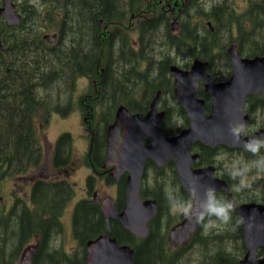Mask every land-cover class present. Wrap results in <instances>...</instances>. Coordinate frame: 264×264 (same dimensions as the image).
<instances>
[{
  "label": "flooded vegetation",
  "instance_id": "af4514ba",
  "mask_svg": "<svg viewBox=\"0 0 264 264\" xmlns=\"http://www.w3.org/2000/svg\"><path fill=\"white\" fill-rule=\"evenodd\" d=\"M3 1L0 0V10L3 9ZM25 1L10 0L16 14L20 16L19 22H10L6 18V13L0 11V84H5L6 88L17 75V70L18 74L22 77L28 76V79H30L32 71L33 75L38 76L42 69L41 41L51 48L60 39L57 31L53 34H57L58 39L52 44H48L47 41L43 40V34L40 36L41 28H37L38 25L40 26V13L39 16L29 13L30 17L37 16L38 20L25 22L26 15L23 8ZM33 1L38 5V11H40V5L43 1L51 2L50 0H29V2ZM123 1L124 3L127 1L131 3V6L126 8V12H124L125 19L129 20V22L121 26L119 31L130 33V47L136 54V26L138 21L135 11L132 10L135 7L136 0ZM53 3L55 4V1ZM116 9V14L122 17L123 11ZM148 9L149 26L153 28L156 25L158 27L156 29L157 34L163 35V51L157 55L158 58L155 62L159 63V65L163 64L164 67L166 65L170 73L166 78L168 93L166 96H162L161 91L158 90L148 102L138 103L142 93L138 92L137 61H133L131 65H128L131 72L128 83L131 97L130 105L134 107H139L140 105L141 110L132 112L127 105L121 102V98H117L118 102L116 103L114 116L120 106H125L131 114L144 116L149 110L151 101L159 93L157 111L164 112L160 135L162 137L176 136L189 127V119L185 106L175 96V77L171 73L170 68L176 67L182 71H189L194 62L197 61L204 65L210 83L212 85H220L230 81L233 76L234 61L232 57L234 52L238 54L241 60L264 58V0H151L148 2ZM59 17V14H57L56 18ZM44 23L48 24L46 21ZM174 26H176L175 30H173ZM49 32L50 30L44 31V33ZM168 33L173 36L171 47L168 45V40H164ZM174 39L177 44L174 43ZM118 48L121 49L120 46ZM68 69L71 71L69 78L75 82V85H77L78 81H83L88 86L87 93L78 98L80 99L78 106L82 112L84 132L82 136L88 139L87 148L80 157H75L73 155L74 140L72 139L71 156L69 158L59 157L56 159L53 151L55 141L51 145L49 161L44 158L42 162L26 172L19 170L0 173V216L7 220L8 226L4 222V228L8 236H10V230L17 229L18 237H20V223L24 213L26 211H34L37 208L36 205L31 203L34 186L38 182L65 185L68 188V192L62 201L64 204L61 205L60 212L53 218V229L51 230L53 236L49 235L47 239H61V237L64 239L65 235H68L75 243L74 255L71 254L72 250H69L68 254H63L68 256L67 260L69 261L72 260L71 258L76 260L81 257H83L84 261L85 244L84 247L80 246L77 239H96L103 236L106 231L102 208L93 199L95 194L98 195L99 199L103 198L97 187L115 186L117 199H113L115 200L116 212L120 213L125 201V180L128 172L123 171L118 180L111 176L115 172V166L105 163L106 141L100 148L95 142V151H93L94 142L92 137L95 127L91 121L94 119L93 116L100 115L101 117V103L105 102V100L101 102L103 95L99 92L97 80L90 79L88 75L75 76L72 65ZM115 77L123 86L126 76ZM102 80L103 77H100L99 82ZM208 84L209 82L204 80L198 81L195 93V99L203 103L205 116H209L212 112V94L207 92ZM53 95L55 93H51L49 96ZM62 95L65 100L70 101L62 104L54 113L57 116L68 117L75 112V107L71 103L75 99V92H64ZM20 96H23L22 106L25 103L23 101L25 97L33 96L28 101L29 105H34L33 111H29L28 122L36 130L38 136L42 125L40 110L42 94L29 91L11 93L0 91V98ZM167 116L169 126H176L174 129L176 133L172 135H164L162 133ZM241 117L245 118L244 126L242 128L239 125L236 126L235 133H241L242 139H250L257 136L258 140L253 138L252 141H248L241 147H231L225 144L212 146V144L207 145L197 140L192 144L189 156L183 159L182 164L186 171L199 172L197 176L199 182H201V172L210 168L215 182L213 183L215 188L212 191L215 197L222 201L231 202L232 200L236 205L231 202L232 208L229 211V219L226 223L216 214L204 213L197 220L196 228L189 242L176 249L169 246L168 233L167 235L165 234V229L181 222L190 213L197 192L191 188L189 192V182L186 179L181 180L179 178L174 160L171 159L162 166H158L150 158L145 160L140 182V200H154L156 202V213L147 223L148 235L152 228H157L156 237H158L160 243L165 241L169 249V251L164 252L170 256L176 253L178 255V264H240L247 251L243 241V228L238 208L246 205L264 207V87L262 91L250 92L245 95ZM49 118L48 121L50 120ZM100 125L102 123L98 119L97 128ZM103 125H105V121H103ZM259 132L260 134H258ZM239 142L243 141L239 140ZM142 143L146 145L148 140L144 139ZM56 162L59 165H56ZM79 176L81 191L76 190L78 185H75V178ZM118 183H122L124 186L121 204H118ZM25 191H29V193ZM78 192L80 196L82 195V198L75 200ZM166 192L187 202L190 205L189 212L185 214L179 211H171ZM89 200L97 206H93L96 213L93 216V220L95 218L96 223L103 221L104 232L96 234L97 230L91 231L90 235L84 237L76 227L75 216L78 207L82 203L88 202L91 204ZM65 219H67L68 224H66ZM237 220L240 221L239 224H237ZM113 223H118L124 231L130 233L124 229L119 220L110 219L109 236H112L111 225ZM198 229H202L203 237L223 234L225 230L220 231V229H227V231L229 229L230 231L229 235H226L227 239H193ZM130 234L140 243L148 237L147 235L145 238H139L132 233ZM163 234H165V237ZM199 237L202 238L201 235ZM51 243L53 246L52 241ZM117 243L119 245H127L118 241ZM219 243L224 245L225 251H217ZM47 245H49V242ZM47 245L43 246L44 252L47 249L52 250V247L50 245L47 247ZM127 246L133 251L134 264V249L130 245ZM53 247L59 248V245ZM177 250L180 251L177 252ZM256 257L259 260L264 258V247L257 249Z\"/></svg>",
  "mask_w": 264,
  "mask_h": 264
},
{
  "label": "trees",
  "instance_id": "16d2710c",
  "mask_svg": "<svg viewBox=\"0 0 264 264\" xmlns=\"http://www.w3.org/2000/svg\"><path fill=\"white\" fill-rule=\"evenodd\" d=\"M50 1H43L40 5V11H38V5L34 1L26 0L23 5L26 15L25 22L37 21V16L40 13V26L38 25L37 28H41V36L44 31L50 30V26L44 22L56 21L60 35L59 41L51 48L41 41L42 69L38 76L33 75L32 71V75L28 79V76L22 77L18 74L17 70V75L7 88L5 84H0V91L41 93L40 110L42 124H44L53 112H56L62 104L67 102L62 93L72 92L75 89V82L69 78V74H71L68 69L69 66H73L75 76L88 75L90 79L97 80L99 92L103 95L101 102L103 100L105 102L101 103V117L100 115L93 116L94 119L91 121L95 127L92 137L93 151H95V142L99 148L104 144L106 127L114 117L117 98H121V102L127 105L130 111L139 112L141 110L140 105L139 107L130 105L131 97L128 83L131 72L128 65H131L133 61H137L138 92L142 93L138 103L148 102L158 90L161 91L162 96L167 95L166 78L170 73L166 65L164 67L163 64L159 65L155 62L158 58L156 50L159 49L160 53L163 51V35L157 34L156 29L158 27L156 25L153 28L149 26L148 2L151 0H136L135 7L132 9L135 11L138 21L136 26V54L130 47L131 40L128 34L119 31L121 26L129 22L125 19L124 12H126V8L131 6L130 1L124 3L123 0H117V4L115 0ZM117 6L123 11L122 17L116 14ZM29 13H34L37 16L30 17ZM57 14H59V18H56ZM101 21L102 24H100ZM164 40H168V45L171 47L173 36L170 33ZM174 43L177 44L175 39ZM123 75L126 76V80L122 86L115 76ZM99 76L103 77L101 82H99ZM51 93H55V95L49 96ZM32 97H25L23 106V96L0 98V173L19 170L26 172L43 160V146L36 130L28 122L29 111H33L34 108L33 104H28ZM98 119L102 123L99 128H97ZM103 121H105V125H103ZM175 127V125L169 126L167 116L162 133L172 135L176 133ZM71 146L70 134H61L53 147L55 158H69ZM56 165L59 163L56 162ZM118 190V204H121V198L124 194L122 183H118ZM67 192L68 188L65 185L38 182L31 195V203L37 208L34 211L24 213L20 223V237H18L17 229L10 230V236H8L4 228V222L7 223V220L0 216V264H16L23 246L35 235L38 237V246L33 264H57L58 262V264H83V257L76 260L71 258V261L67 260V256L62 254L60 248L52 246V239H47L49 235L53 236L51 231L53 218L60 212L61 205L64 204L62 201ZM89 202L91 204L82 203L75 216L76 227L84 237L96 230V234L104 232L103 221L96 223L95 218L93 220V216L96 214L93 206H97L90 200ZM156 230L157 228H152L146 240L140 243L133 235L124 231L118 223L111 225V235L119 243L130 245L134 249V264H178L176 253L170 256L164 252L169 251V249L165 241L160 243L156 237ZM221 230H225L223 234L203 237L201 230L198 229L193 239H227L229 229L228 231L227 229ZM163 236L165 237V234ZM77 240L80 246L84 247L85 242L90 239ZM48 242L52 250L47 249L44 252L43 246L47 245ZM221 250L225 251L226 249L224 245L219 243L217 251ZM179 251L177 250V252Z\"/></svg>",
  "mask_w": 264,
  "mask_h": 264
},
{
  "label": "water",
  "instance_id": "95a60500",
  "mask_svg": "<svg viewBox=\"0 0 264 264\" xmlns=\"http://www.w3.org/2000/svg\"><path fill=\"white\" fill-rule=\"evenodd\" d=\"M0 11L6 13L10 22H19L20 16L16 14L10 0L3 1V9ZM175 29L176 26L173 27ZM43 39L51 44L55 42L56 35H44ZM232 59L233 76L230 81L220 85L210 83L204 65L197 61L189 71L170 68L175 77V96L185 106L189 119V127L177 136L160 135L164 112H157L159 93L144 116L131 114L123 106L117 109L115 120L106 131L105 163L115 166V172L111 176L116 180L123 171L128 172L125 180V201L122 211L117 213L116 205L110 197L99 199L98 195L93 196L104 213L106 231L103 236L86 243L84 264H133L132 250L118 245L115 238L109 236V220H119L124 229L139 238L147 236V223L156 213V202L141 201L139 196L143 166L148 158L158 166L174 160L179 178L189 182V192L190 188L197 192L190 213L170 229L167 237L172 248L189 242L198 218L206 211L207 196L215 188L210 168L201 172V182L197 180L199 172L184 170L183 159L189 156L192 144L200 140L212 146L225 144L241 147L253 138L258 140L257 136L242 139L241 133H235V128L238 125L242 128L245 123V118L241 117L245 95L263 90L264 58L241 60L234 52ZM200 80L209 82L207 92L212 94V112L209 116L203 113V103L195 99L197 82ZM144 139L148 140V144L143 145ZM231 202L236 205L234 201ZM238 210L247 248L240 264H264V258L258 260L256 257L257 249L264 247V207L246 205L240 206ZM35 250L34 245L26 246L18 264H32Z\"/></svg>",
  "mask_w": 264,
  "mask_h": 264
},
{
  "label": "rangeland",
  "instance_id": "374dc122",
  "mask_svg": "<svg viewBox=\"0 0 264 264\" xmlns=\"http://www.w3.org/2000/svg\"><path fill=\"white\" fill-rule=\"evenodd\" d=\"M115 3L117 4V0H115ZM116 10L121 11L118 8V6ZM48 25L50 26L49 34H53L54 32H57V31L59 32V29L56 25V21H50L48 22ZM127 34L130 38V33H127ZM156 51L158 52L157 54L160 53L159 49H157ZM123 77L125 76L123 75ZM87 91H88V86H86L83 81H78L75 90H73V92H75V99L71 101V103H73V107H75V110H74L75 112L69 115L68 117L51 115V117L49 118L50 120L44 124H42V120H41L42 125H41V129H40L38 136L44 148L45 160L49 161V156L51 155V145L56 141L58 136L61 135L62 133H70V135L72 136V139L74 140L73 155L75 157H80L82 153L84 152V150L87 148L88 139L85 136H82L84 135L83 125H82V112L78 106L79 100H80L78 98L85 95ZM68 101L70 100H67V102ZM75 179H76L75 185H78L76 186V190L81 191L80 190L81 183H79L80 176ZM97 189L100 190L102 197L110 196V197H113L114 199L116 198L114 185H111L110 187H100V188L97 187ZM25 192L29 193V191H25ZM78 198H82V195L80 196L79 192L77 193L75 200H77ZM65 222L66 224H68L67 219H65ZM6 225L8 226V223H6ZM207 229L211 230L210 228H207ZM52 240H53V246H56V245L61 246L62 248L61 251L63 253L67 254L69 250H72L71 254L74 255L73 253L75 251L74 249L75 243L73 239H70L68 235H65L64 239H62L61 237V239H52ZM32 243L33 241L28 244H32ZM233 251H235V249H233Z\"/></svg>",
  "mask_w": 264,
  "mask_h": 264
},
{
  "label": "clouds",
  "instance_id": "9594fccd",
  "mask_svg": "<svg viewBox=\"0 0 264 264\" xmlns=\"http://www.w3.org/2000/svg\"><path fill=\"white\" fill-rule=\"evenodd\" d=\"M167 198L169 202L170 210L173 212H183L187 214L189 212L190 205L181 200L178 197H174L171 194L167 193ZM208 203L206 204V211L208 214H216L220 217L223 222H227L229 219V211L232 208V203L230 201L218 200L213 192H210L207 196ZM240 221L237 220V224Z\"/></svg>",
  "mask_w": 264,
  "mask_h": 264
},
{
  "label": "bare ground",
  "instance_id": "6f19581e",
  "mask_svg": "<svg viewBox=\"0 0 264 264\" xmlns=\"http://www.w3.org/2000/svg\"><path fill=\"white\" fill-rule=\"evenodd\" d=\"M66 3V2H65ZM74 7V6H73ZM78 14V13H77ZM67 16V15H66ZM68 19V18H67ZM71 19V18H70ZM100 24H102V21L100 22ZM68 27V26H67ZM70 30V29H69ZM52 35H56V39H58V35L57 34H49V36H52ZM46 42V41H45ZM57 42V41H56ZM52 44V43H51ZM58 90V89H57ZM45 92V91H44ZM27 98V97H26ZM5 101V100H4ZM24 101V100H23ZM9 103V101H8ZM27 103V102H26ZM9 107V106H8ZM58 113V112H57ZM103 137V136H102Z\"/></svg>",
  "mask_w": 264,
  "mask_h": 264
}]
</instances>
